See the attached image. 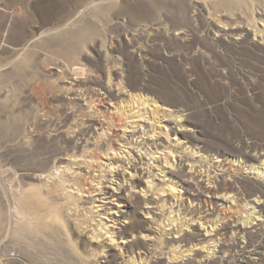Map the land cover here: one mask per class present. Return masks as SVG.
Instances as JSON below:
<instances>
[{
    "label": "rangeland",
    "instance_id": "1",
    "mask_svg": "<svg viewBox=\"0 0 264 264\" xmlns=\"http://www.w3.org/2000/svg\"><path fill=\"white\" fill-rule=\"evenodd\" d=\"M0 264H264V0H0Z\"/></svg>",
    "mask_w": 264,
    "mask_h": 264
},
{
    "label": "bare ground",
    "instance_id": "2",
    "mask_svg": "<svg viewBox=\"0 0 264 264\" xmlns=\"http://www.w3.org/2000/svg\"><path fill=\"white\" fill-rule=\"evenodd\" d=\"M137 98V97H136ZM138 98H139V100L142 102V104H145V105H148L149 106V101H147V98H143V97H141V96H139L138 95ZM102 101V100H101ZM118 108V107H117ZM117 111H118V109H116ZM134 111V110H133ZM119 112V111H118ZM138 117H144V115H139ZM139 119V118H138ZM137 119V120H138ZM149 120V119H148ZM170 121V120H169ZM96 124L98 125V126H100V128L101 129H103V127L105 126L104 124V122H101V121H97L96 122ZM144 125L145 124H142V123H133L132 124V127L134 128V130H137V128H139V127H141V128H143L144 127ZM151 126L152 125H150V124H147V125H145V128L144 129H147V128H151ZM153 127V126H152ZM113 128V127H112ZM114 128H116V127H114ZM141 128H140V130H141ZM119 130V129H118ZM128 130V127H124L123 128V137H125V134H126V131ZM139 130V131H140ZM156 131V130H155ZM133 134L131 135L132 137H134V136H136L138 133H136V131H133L132 132ZM144 134V133H143ZM146 134V133H145ZM115 138H120V137H122L121 136V134H119V133H117L116 131L112 134ZM85 143V145H87L89 142H88V140H85V139H83V141H82V144H84ZM154 145V147H156V149L157 150H159V148H158V146L157 145H160V143H158V140H156L155 141V143H153ZM113 150H115V149H113ZM155 153H157V152H155ZM155 153H147L146 152V154H147V156H152L151 157V159L150 160H152V159H154V161H156V162H159L160 161V159L159 158H157V157H154L155 156ZM129 154H130V156H132L131 155V152H129ZM88 157L89 156H87L84 160H85V162L84 163H77V165H78V167L81 169V170H84V173H87V174H89V176H90V178H94V176L92 175L94 172H95V165L93 164L94 163V159H93V157L91 158L92 159V161H87V159H88ZM130 158H132V157H130ZM130 158H128L126 161H124L123 159H120L121 161H123L124 163H126V162H128L127 164H128V167H129V165H131L130 167H132L131 169H134L135 170V172L137 171V172H139V170H141V169H138V165H136V164H133L132 162H133V160H131ZM171 155H169L168 157H166L165 158V160H166V164H168L169 166H172V167H174L175 165H174V163H172L171 162ZM145 160V157H143V155H140V161L141 162H143ZM150 160L148 161V166H150L149 165V163H150ZM181 164V163H180ZM108 167H110L111 169H112V171H110L111 173H109V174H112V176L114 177V178H117L118 180H119V178L120 179H123L124 181H128V178L126 177V174H127V166H124L123 167V170H124V172H120V171H116V173L114 174L113 173V168L115 167V164L114 163H110L109 165H108ZM132 172V171H131ZM142 172V171H141ZM170 172H172V173H174L173 172V169L172 170H170ZM87 174H85L86 176H87ZM136 174V173H135ZM150 174V173H149ZM84 175V176H85ZM130 177H132L133 175L132 174H128ZM137 176V175H136ZM133 178V177H132ZM141 177L139 176L138 177V180L139 181H141V179H140ZM49 180V179H48ZM111 180H113V179H111ZM114 181V180H113ZM110 182V181H109ZM101 182H99L98 183V185L100 184ZM133 185V184H132ZM131 185V186H132ZM146 185H147V189H151V187L153 186V182L152 181H150L149 179H148V182H146ZM53 188H55V187H52V186H50V189H52L51 191H50V194H52V193H54L55 192V189H53ZM119 189L118 190H122V189H124L122 186H120L119 185V187H118ZM132 188H135V185H133L132 186ZM211 189V188H210ZM208 190L207 192L208 193H211V190ZM99 191H100V193H101V195H105V197H110V198H118L119 196L115 193V190H113V188H107V186H105V185H103L102 187H100L99 188ZM171 191H173V190H171ZM68 192V191H67ZM145 192V191H144ZM40 199H41V202H42V204H43V206L45 205L46 207L47 206H49L48 205V203H46L45 202V204L43 203V201H42V198L40 197ZM53 210H55L56 211V206H50ZM18 214H20L21 215V217L23 218L21 221H23V223L26 225V226H28L29 225V223H30V221H29V217H31V215H35L34 213H31V212H29L28 211V209H26V208H24V209H22V211L21 210H19V213ZM150 214V213H149ZM28 220V221H27ZM20 221V222H21ZM34 226V225H33ZM32 225L31 226H29V228H32V229H34V230H37L36 228H34ZM37 226V225H36ZM25 228V227H24ZM40 228V227H39ZM31 230V229H30ZM39 230V229H38ZM36 232V231H35Z\"/></svg>",
    "mask_w": 264,
    "mask_h": 264
}]
</instances>
